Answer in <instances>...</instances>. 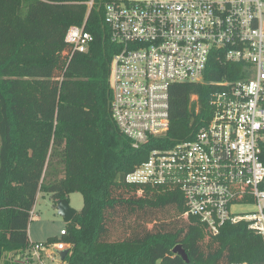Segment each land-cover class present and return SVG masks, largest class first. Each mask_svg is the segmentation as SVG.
<instances>
[{"label": "trees", "instance_id": "trees-1", "mask_svg": "<svg viewBox=\"0 0 264 264\" xmlns=\"http://www.w3.org/2000/svg\"><path fill=\"white\" fill-rule=\"evenodd\" d=\"M109 2L0 0V264H23L40 192L55 205L73 192L84 199L62 235L70 246L62 264H264L263 239L247 222L212 236L185 217L178 189L125 180L152 150L193 140L211 118L215 83L240 79L243 66L214 51L202 83L171 88L167 135L135 150L110 111L120 48L105 19ZM85 21L94 42L73 54L66 33ZM179 245L188 263L173 253Z\"/></svg>", "mask_w": 264, "mask_h": 264}, {"label": "built area", "instance_id": "built-area-1", "mask_svg": "<svg viewBox=\"0 0 264 264\" xmlns=\"http://www.w3.org/2000/svg\"><path fill=\"white\" fill-rule=\"evenodd\" d=\"M105 10L120 48L110 68V111L135 150L167 135L171 88L202 83L214 51L243 66L240 79L215 83L211 118L193 140L152 150L125 180L178 189L185 217L197 218L212 236L247 222L264 242V0H110ZM86 24L66 33L73 54L88 53L94 42ZM248 206L255 210H237ZM69 247L37 244L20 262L48 264L44 253L62 264L60 253Z\"/></svg>", "mask_w": 264, "mask_h": 264}, {"label": "rangeland", "instance_id": "rangeland-1", "mask_svg": "<svg viewBox=\"0 0 264 264\" xmlns=\"http://www.w3.org/2000/svg\"><path fill=\"white\" fill-rule=\"evenodd\" d=\"M129 1H149V0H129ZM68 201L70 206L75 209L77 212H80L84 206V199L80 192H73L68 196ZM237 210L251 213L255 210L254 207H242ZM34 215H32L31 223L29 226V236L32 246L26 253H30L33 256L34 246L37 244H45L49 241L50 238H58L59 241L49 243L51 249H53L55 244L64 243L61 241L63 230H66L67 223L60 216L59 211L56 208L54 199L51 198V195L40 192L37 198V202L33 209ZM27 256V254H25ZM55 255V254H54ZM56 257V255H55ZM9 257L6 256L4 261ZM17 259H19L17 257ZM55 264L58 263L55 258ZM48 262V264H54Z\"/></svg>", "mask_w": 264, "mask_h": 264}, {"label": "water", "instance_id": "water-1", "mask_svg": "<svg viewBox=\"0 0 264 264\" xmlns=\"http://www.w3.org/2000/svg\"><path fill=\"white\" fill-rule=\"evenodd\" d=\"M56 208L59 211L60 216L64 219V221L66 223L71 222L75 216L77 215V211L75 209H73L70 206V203L67 199L61 200L59 202H57L56 204ZM173 253L175 255L180 256L184 261H186L187 263L189 262L188 256L186 254V252L184 251V249L182 248L181 245L177 246L174 250ZM69 254V250H65L63 252L60 253V258L62 261H64L65 257Z\"/></svg>", "mask_w": 264, "mask_h": 264}, {"label": "crops", "instance_id": "crops-1", "mask_svg": "<svg viewBox=\"0 0 264 264\" xmlns=\"http://www.w3.org/2000/svg\"><path fill=\"white\" fill-rule=\"evenodd\" d=\"M29 239H30V236H29ZM32 243V242H31ZM69 249V248H68ZM50 256V254L46 255L44 253H41V260L44 262V263H48L50 261V259L48 258ZM51 262V261H50Z\"/></svg>", "mask_w": 264, "mask_h": 264}]
</instances>
